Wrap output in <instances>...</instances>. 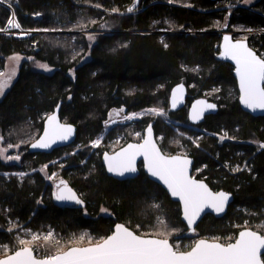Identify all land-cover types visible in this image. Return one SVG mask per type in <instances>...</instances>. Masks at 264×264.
I'll use <instances>...</instances> for the list:
<instances>
[{
  "label": "trees",
  "instance_id": "16d2710c",
  "mask_svg": "<svg viewBox=\"0 0 264 264\" xmlns=\"http://www.w3.org/2000/svg\"><path fill=\"white\" fill-rule=\"evenodd\" d=\"M222 2L137 0L133 5L134 0H0V29L12 12L21 28L41 30L21 39L0 32V69L5 57L14 52L55 67L46 74L33 69L25 59L0 98V143L18 145L20 156L18 162L0 159V245L8 246L6 252L0 249V256L16 248L14 231L20 227L36 232L52 230L55 240L47 246L42 241L45 253L97 242L116 222L137 234L167 237L172 243L180 239L183 245L186 236H177L186 231L179 204L142 172L126 180L107 175L100 161L105 146L89 150L113 109L127 114L167 109V117L179 122L180 131L202 134L198 146H191L194 164L206 163L207 182L214 189L230 191L233 199L223 216L206 213L200 219L194 230L197 237L225 242L245 220L264 233V145L256 147L248 141L264 144V115L252 116L240 108L233 68L216 59L217 30L224 20L231 30H257L234 37L246 38L264 58V0L230 9L220 6ZM127 7L133 11L127 12ZM114 8L120 13H113ZM86 30L102 31L90 40ZM179 81L186 85V102L179 110L170 111L169 90ZM199 96L216 102L218 109L199 124L190 125L187 104ZM58 103L60 119L76 126L74 141L49 153L29 152V142ZM149 122L167 145L174 135L179 137L174 124L161 116L138 117L114 125L108 132L124 140ZM224 133L230 139L218 142ZM56 159L65 166L55 162L53 168H60L79 193L82 207L57 203L51 186L38 171ZM227 162L245 167L232 173ZM101 208L106 209L105 214L100 213ZM81 234L91 240L80 241Z\"/></svg>",
  "mask_w": 264,
  "mask_h": 264
},
{
  "label": "snow or ice",
  "instance_id": "6c2138e0",
  "mask_svg": "<svg viewBox=\"0 0 264 264\" xmlns=\"http://www.w3.org/2000/svg\"><path fill=\"white\" fill-rule=\"evenodd\" d=\"M111 11L116 13L119 10L114 8ZM132 11V7L127 9L129 13ZM7 24L10 29L21 28V25L15 21L14 14ZM89 39L95 38L90 36ZM224 41V51L221 55L229 57L236 63L241 102L251 109H264V58L258 57L253 50L246 46L244 40L232 42L228 36H225ZM10 59L19 62L20 57L13 56ZM38 67L46 71L49 70L45 64H39ZM15 74L14 68L6 78H4V73H0V94H3ZM182 95V84L172 90L173 108L180 102ZM215 107L214 104L206 101H197L193 105L190 118L193 121H198L207 109ZM122 111L123 109L116 111V115L119 116ZM148 111L157 115H166L163 109L153 108ZM135 115L133 113L123 119L132 120ZM107 123H115V121L109 120ZM73 130L71 124L60 123L55 114L48 115L43 134L35 143L31 144V147L50 148L59 141H67ZM148 133H151V126L148 128ZM137 135L140 134L137 133ZM226 137L227 133H224L220 139L223 140ZM100 143V139H97L91 142V146L97 147ZM8 147L11 148L13 145L9 144ZM5 151L0 149V157L6 160L20 159L19 155L5 156ZM138 156H143L147 171L162 181L173 197H179L183 204L184 217L189 226L205 208L213 209L216 213L223 212L229 194L225 192L213 193L206 184L194 180L188 174L192 162L187 155L165 156L161 154L150 135L144 138L143 143H129L127 147L121 148L113 155L106 152L104 161L110 173L125 176L137 171L136 158ZM238 170L234 169V171ZM19 175L25 174L20 173ZM48 178L52 179L51 176ZM53 195L57 201L83 203L63 180L56 185ZM30 235V241L19 239L18 249L13 248L12 254L0 259V264H264L260 258L261 249H264V235L247 229L239 232L235 243H210L206 240H198L188 252L179 251L178 246H175L176 250H174V246L170 245L167 239L144 238L136 235L120 224L116 225L115 231L111 235L99 243L90 244L87 247L70 246L65 251L47 252L42 256L38 252V246L34 247V245L41 239L46 242L45 246L47 243H52L54 241L53 232L49 230L44 235L35 233H30ZM85 235L82 234L79 239L83 241ZM88 239L91 240V237ZM55 244L58 245L59 241H55ZM7 248V245H0V249L6 250Z\"/></svg>",
  "mask_w": 264,
  "mask_h": 264
},
{
  "label": "water",
  "instance_id": "95a60500",
  "mask_svg": "<svg viewBox=\"0 0 264 264\" xmlns=\"http://www.w3.org/2000/svg\"><path fill=\"white\" fill-rule=\"evenodd\" d=\"M136 1H137V0H134V4H133V5L136 4ZM217 33L220 34V39H219V43H218V53L216 54V59L219 60V61H223V62H227V63L231 64V66H232V68H233V69H232V75H233V77H234V79H235V82H236V88H237V92H238L237 101H238V104H239L240 108H241L243 111H245V112L251 114L252 116H263V115H264V109H260V108L251 109V108H248V107H247L245 104H243V103L241 102V100H240V95H241V93H240V82H239V77H238V75H237V73H236V63H235L234 60L230 59L229 57H225V56L221 55V53L224 51V48H223L224 43H225V41H224V37H225V36H228L232 42H235V41H238V40H244L245 43H246V46H247L248 48H250L251 50H253L254 53H255L258 57H261V56H260V55H259V54H258V53H257V52H256V51H255V50H254V49L248 44V40H247L246 38H234V36H233V32L227 30L225 27H223L222 30L217 31ZM261 58H263V57H261ZM181 84L183 85V95H182V99H181L180 102L177 104V106H176L175 108H173V107H172V90H173L174 88H176L178 85H181ZM186 96H187V88H186V85H185L182 81H179V82L175 83V84L170 88V90H169V95H168V107H169V110H170V111H176V110H179L180 108H182V107L185 105V102H186ZM201 100L206 101L207 103H210V104H214L216 107L213 108V109H207V110L204 112V114H203V116H202V118H201L200 120H198V121H193V120L190 118V117H191V111H192L193 105L196 104L197 101H201ZM58 106H59V103L54 107V109H53L50 113H48V114L44 117L43 122H42V128H41L40 133H39V134H38V135H37V136H36L31 142H29V144H28V146H27L29 152H45V153H49V152H51V151H52L53 149H55V148L62 147V146H66V145H68V144H70V143H72V142L74 141V139H75V137H76V126H75L73 123H71V122L62 121V120L60 119V117H59V107H58ZM217 109H218V105H217L216 102H214V101L208 99V98L205 97V96H199V97H196V98L192 99V100L189 102V104H188V108H187V117H188V121H189L191 124H197V123H200V122H202V121L204 120V117H205V116L210 115V114H214V113L217 111ZM52 114H55V115L57 116V119L59 120L60 123H67V124H71V125L73 126V129H74V130H73V133H72L71 137H70L67 141H59V142L53 144L50 148L43 149V148H33V147H31V144H32V143H35V141H36L37 139H39V137L43 134V132H44V127H45V122H46V117H47L48 115H52ZM125 116H127V115H125ZM137 119H138V117H137V116H134V118H133L132 120H125L124 122L135 121V120H137ZM149 126H151V133H150V134L148 133V128H149ZM149 135L151 136V139L153 140V142L156 144V147L160 150V148H159V146L157 145L156 140H155V138H154V131H153V128H152V124H151V123H148V124L144 127V136H143V139H142L141 141H139V142H137V141H128V142L125 143L124 145H122V146H120L119 148L115 149L113 152H110V153L107 152V153H108L109 155H113L114 153L120 151L121 148L127 147V145H128L129 143H133V144L143 143L144 138L147 137V136H149ZM160 152H161V154H163L161 150H160ZM105 153H106V152H103V153L101 154V162H102V164H103V166H104V168H105V172H106L107 175H109V176H111V177H113V178H115V179L122 180V179H125V178H131V177H134V176L138 173V169H137V171H136L135 173H129V174H126L125 176H118V175H116V174H114V173H110V172L107 170V166H106L105 161H104V154H105ZM163 155H164V154H163ZM165 156H175V155H165ZM188 158H189V159L191 160V162H192V158H191V157H188ZM138 160H142V162H143V170H144V172L147 174L148 178H150L152 181H154V182H156L157 184H159V185H160V186L166 191V193L168 194L169 198H170L172 201H175V202H177V203L179 204V208H180V219H181V221L185 224V226H186L188 232H193V230L195 229L197 223L200 221V219H201L206 213H210V214H212V215L215 216V217H221V216H223V215L225 214L226 210H227V207H228L229 203L232 201V194H231L230 192H226V191L221 190V189H220V190H217V191H214V190H212V189H211V188H210V187H209V186H208L203 180H200V179H194V178L192 177L194 180L201 181V182H203L204 184H206V185L208 186L209 190H210L211 192H213V193H215V192H225V193H228V194H229V199H228V201L225 203V206H224V210H223V212L216 213L213 209L205 208V210H204V211H203L198 217H196V219L194 220L193 224H192L191 226H189L188 221H187V220L185 219V217H184L183 204H182V202L180 201L179 197H173V196L171 195L170 190L167 188V186H166L162 181H160L158 178L153 177V176L147 171V169H146V167H145V162H144V158H143V156H138V157L136 158V168H137V162H138ZM191 165H192V163H191L190 166H189V170H188V174H189V175H190ZM66 184H67V183H66ZM67 185H68L69 188H71V189L75 192V190H74L69 184H67ZM75 193H76V192H75ZM76 195H77V193H76ZM77 196H78V195H77ZM54 198H55V197H54ZM78 198H79V197H78ZM79 199H80V198H79ZM55 200H56V199H55ZM56 201H57V200H56ZM57 203H59V204H63V205H72V204H76L74 201H57ZM77 205H79V206H83V203H82V204H77ZM117 224H120V225L125 226L126 228H128L129 231H132L134 234L139 235V236H142V237H144V238L167 239V238H162V237L153 236V235H141V234H137L135 231H133L131 228H129L128 226H126V225H125L124 223H122V222H116V223H114L111 232H110L109 234H107L104 238H106L107 236L111 235V234L115 231V227H116ZM245 229H247V230H251V231H256V230H253V229L250 228V227H244V228L240 229L239 232L242 231V230H245ZM239 232L237 233L235 239L238 238V236H239ZM256 232H258V231H256ZM258 234L262 235L260 232H258ZM104 238H103V239H104ZM103 239H101V240H103ZM235 239H234L233 241L228 242V243H235ZM101 240H100V241H101ZM167 240H168L169 244L172 245L171 242H170V240H169V239H167ZM198 240H206V241H208V242H210V243H212V242L222 243V242H220L219 240H212V239H208V238H198V239L195 240V242L192 244V246H191L189 249H187V250H180V251H181V252H188V251H191V248L195 246V244H196V242H197ZM100 241H97V242H94V243H90V244H96V243H99ZM90 244H85V245H71V246L87 247V246H89ZM223 244H227V243H223ZM69 247H70V246H69ZM67 248H68V247H67ZM67 248L64 249V250H62V251L67 250ZM17 249H18V248H17ZM263 252H264V249H261V254H262ZM9 254H12V252H10V253H8V254H5V255H3V256H0V259L4 258L6 255H9ZM34 254H36V253L34 252ZM260 258H261V257H260Z\"/></svg>",
  "mask_w": 264,
  "mask_h": 264
},
{
  "label": "rangeland",
  "instance_id": "374dc122",
  "mask_svg": "<svg viewBox=\"0 0 264 264\" xmlns=\"http://www.w3.org/2000/svg\"><path fill=\"white\" fill-rule=\"evenodd\" d=\"M256 0H247V2H246V0H223V2L222 3H220L219 5L220 6H222V7H224V8H232L233 6H235V5H250V4H252L253 2H255ZM136 3H137V1H136ZM129 7H127L126 8V10L128 9ZM118 13H120V12H118ZM223 27H225L227 30H229V31H231V32H233V35H243V33H250V32H255V31H257V30H246V29H229L228 28V26L226 25V21L224 20L223 21V23H222V25L220 26V28L217 30V31H219V30H222L223 29ZM102 30H93V31H89V30H86V31H84V33L85 34H87V37H88V39H89V37L90 36H93L94 35V33H97V32H101ZM262 31V30H261ZM237 38H244V37H241V36H237ZM90 40H92V39H90ZM13 56H19L20 57V60H19V62H16V61H14V60H12V59H10V57H13ZM88 57V55H86V57L85 58H87ZM25 59H27V60H29L30 61V64H31V67L33 68V69H35V70H37V71H40V72H43V73H46V74H50V73H52L53 71H54V69H55V67L54 66H52V65H50V64H48L47 62H45V61H42V60H39V59H34V58H32V56H30V55H24V54H22V53H18V52H14V53H11V54H9V55H7L6 57H5V60H4V66H3V68L2 69H0V73H4V78H6L10 73H11V70L14 68L15 69V76L12 78V80L10 81V83L8 84V86L5 88V90H4V92H3V94H0V98H2V96L5 94V92L7 91V89L10 87V85H11V83L14 81V79L16 78V76H17V73H18V70H19V67H20V65H21V63L25 60ZM39 64H45V65H47L48 66V69L49 70H44V69H42V68H40V67H38V65ZM72 72V70H70V73ZM149 109H153V108H147V109H144V110H140V111H136V112H131V113H128V115H130V114H136L135 116H137V117H144V116H153V117H159V116H161L167 123L168 122H170V123H172V124H174V128H175V130H176V133L177 134H179V136H180V134H182V135H186V133L185 132H182V131H180V129L178 128V126H177V124L178 123H176V122H174L173 120H171L170 118H168L167 117V109L166 110H164L163 109V111L166 113V115H157L156 113H153V112H150V111H148ZM157 109H161V108H157ZM108 129H109V127H107V126H105L104 127V129L101 131V133H99L96 137H95V139L94 140H97V139H100V141H101V143L98 145V146H105L104 148H102V150H106L105 148H107V150L108 149H112L114 146H116L117 144H119V139L117 138V137H119L120 135H117L116 137H114V139H113V141H108V140H106V141H102L104 138H106L107 136V133H108ZM196 130L197 131H202V129L201 128H196ZM158 138H159V140H162L163 139V136L162 135H159L158 136ZM107 139V138H106ZM93 140V141H94ZM179 137L177 136V138H176V136L174 135L172 138H171V141H170V144H174V146L179 142ZM251 144H253V145H255L256 147H259V146H263L264 144L262 143V142H259L258 140H256V139H250V140H248ZM17 145H13V147H11V148H9L8 147V145H2L1 143H0V149H4V150H6L5 151V153H4V155L5 156H17V155H19L18 154V152H17V150H18V147H16ZM96 147H92L91 146V143H90V145H89V150L90 151H92L93 149H95ZM65 156V155H64ZM0 159L4 162V163H11V162H18L19 160H6V159H4L3 157H0ZM62 159V158H61ZM61 159H56V160H53V161H51L49 164L50 165H48V164H46V165H43V166H41V167H39V169H38V171L40 172V174L43 176V178H44V180L50 185V186H53V187H56V183H59V181L60 180H62V178H63V176L61 175V173H60V168H58V169H54L53 167H54V165H53V163H55V162H57V164H59L60 166H65L63 163H62V160ZM49 166H50V168H49ZM53 174H55V175H53ZM49 176H51L52 177V179H49L48 177ZM100 213H102V214H105L106 213V209L105 208H101L100 209ZM248 221L247 220H245V221H243V225H242V227H251L250 225H248ZM25 230H27V231H25ZM49 230H51V229H48V230H45L44 232H36V231H33V230H30V229H28V228H23V227H20V228H17V229H15V233H14V236L17 238L16 240H15V243H16V248H18L19 247V244H18V240L19 239H23V240H25V241H30L31 240V235H30V233H35V234H41V235H44V234H47V232L49 231ZM257 230V229H256ZM52 231V230H51ZM259 231V230H258ZM261 232V231H260ZM262 233V232H261ZM82 235V234H81ZM80 235V236H81ZM79 236V237H80ZM153 236H157V235H153ZM178 237L180 236V237H184V236H186V240L184 241V243H183V245L181 244L180 245V242H181V240L180 239H177V242H175V243H172L171 241V244L174 246V250H176V247L175 246H178V250L180 251V250H186V248L185 249H183V247H186L187 245H188V243H190V242H192V241H195L196 239H198L199 237H197V234H196V232L194 231V232H191V233H189L188 231H185L184 233H180V234H178L177 235ZM158 237H160V236H158ZM88 239V237L85 235V239ZM162 238H167V237H162ZM208 238H213V237H210V236H208ZM215 238V237H214ZM167 239H169V238H167ZM216 239V238H215ZM54 240H55V237H54ZM80 240V239H79ZM89 240V239H88ZM170 240V239H169ZM42 239L41 240H39V241H37L36 242V245H34V247H36V246H38V252L40 253V254H45V249H44V247L42 246ZM81 241V240H80ZM100 241V240H99ZM92 243H94V242H92ZM86 244H90V243H86ZM73 245H77V244H73ZM82 245H85V244H82ZM188 249V248H187ZM7 251V249L5 250V252ZM62 251V250H61ZM36 253V252H35ZM1 255V254H0Z\"/></svg>",
  "mask_w": 264,
  "mask_h": 264
},
{
  "label": "flooded vegetation",
  "instance_id": "af4514ba",
  "mask_svg": "<svg viewBox=\"0 0 264 264\" xmlns=\"http://www.w3.org/2000/svg\"><path fill=\"white\" fill-rule=\"evenodd\" d=\"M234 36V35H233ZM234 38H236V37H234ZM189 104V103H188ZM188 104H187V108H188ZM187 108H186V118H187V121H188V117H187ZM168 110H169V107H168ZM116 111H118V109H113V110H111L110 112H108V116H107V119L105 120V126H107V127H113L114 125H117V124H125V123H128V122H131V121H128V122H124L125 120L123 119V117H125V115H128L124 110L122 111V112H120V114H119V116H117L116 115ZM109 120H112V121H115V123H107L106 124V122L107 121H109ZM174 122H176V123H179L178 121H176V120H174ZM149 123H151V122H149ZM188 123L190 124V125H197V124H199V123H197V124H191L189 121H188ZM148 124V123H147ZM146 124V125H147ZM152 124V123H151ZM145 125V126H146ZM144 126V127H145ZM144 127L142 128V131H137V132H134V135L133 136H131V138H128V139H124V140H122L121 139V135L119 136V137H117L118 139H119V144H117L116 146H114L112 149H108V150H103L102 151V153L103 152H113L115 149H117V148H119L120 146H122V145H124L125 143H127L128 141H137V142H139V141H141L142 139H143V136H144ZM152 128H153V126H152ZM153 131H154V129H153ZM137 133H139L140 135H137ZM159 135H161V134H155L154 133V138H155V140H156V143H157V145L159 146V148H160V150L162 151V153L164 154V155H187V157H191L192 158V165H191V170H190V176L191 177H193L194 179H200V180H203L212 190H214V191H217V190H224V191H226V192H230V191H228V190H225V189H222V188H218V189H214L212 186H210V184L207 182V179L210 177L209 176V174H207V173H205L204 172V170L206 169V163H200V164H194V155H193V150H191V146H192V144H194L195 146H198V144H199V141H200V138H201V136H202V134L201 133H197V134H192V135H190V134H186L185 136L184 135H182V134H180V136H179V142L174 146V144H166V143H164V140H159V138H158V136ZM107 137V140L108 141H113V139H114V137H115V133H110V132H108L107 133V135H106ZM163 136V135H162ZM220 137L221 136H218V142L219 141H223V140H229L230 138L229 137H226L225 139H223V140H221L220 139ZM115 140V139H114ZM202 150V149H201ZM101 153V154H102ZM100 161H101V155H100ZM102 163V162H101ZM102 166H103V164H102ZM226 166H227V169H229V170H231V172L232 173H235V172H237V171H234V169H242L243 167H245V166H239V164L238 163H233V162H227L226 163ZM103 168H104V166H103ZM137 169H138V173L136 174V175H138L140 172H142L147 178H148V176H147V174L144 172V170H143V162H142V160H138V162H137ZM104 170H105V168H104ZM238 170V171H239ZM106 173V172H105ZM62 175V174H61ZM135 175V176H136ZM63 176V175H62ZM134 176V177H135ZM131 178H133V177H131ZM131 178H125V179H122V180H126V179H131ZM149 180H151L150 178H148ZM62 180L64 181V182H66L67 184H69L68 183V181H67V179H66V177H64L63 176V178H62ZM61 181V180H60ZM59 181V182H60ZM152 181V180H151ZM152 182H154V181H152ZM154 183H156V182H154ZM56 184H58V183H56ZM157 184V183H156ZM70 185V184H69ZM157 185H159V184H157ZM71 186V185H70ZM160 186V185H159ZM72 187V186H71ZM161 187V186H160ZM73 188V187H72ZM162 188V187H161ZM51 189H52V193H54L55 191H56V187H53V186H51ZM74 189V188H73ZM75 190V189H74ZM75 192L77 193V195H78V197L80 198V200H82V198H81V196L79 195V193L75 190ZM231 193V192H230ZM232 194V193H231ZM168 195V194H167ZM232 199H233V195H232ZM83 201V200H82ZM63 205V204H62ZM83 205H84V202H83ZM66 206H79V205H77V204H72V205H66ZM80 207H82V206H80ZM242 228H244V227H241V228H239V229H237L236 230V232H234V236H233V238L232 239H230V240H227V241H225V242H223V241H220L219 239H215V238H212V240H219L220 242H222V243H228V242H230V241H233L234 239H235V237H236V235H237V233L239 232V230L240 229H242ZM250 228H252V227H250ZM253 230H256V229H254V228H252ZM195 230V229H194ZM194 230H193V232H194ZM186 231H187V228H186ZM256 231H258V230H256ZM258 232H260V231H258ZM189 233H191V232H189ZM261 233V232H260ZM262 235H264V233H261ZM199 238H208L207 236H204V237H199ZM208 239H211V238H208ZM195 242V241H194ZM193 242V243H194ZM192 246V245H191ZM190 246V247H191ZM189 247V248H190ZM188 248V249H189ZM187 250V249H186ZM261 260L262 261H264V252L261 254Z\"/></svg>",
  "mask_w": 264,
  "mask_h": 264
},
{
  "label": "built area",
  "instance_id": "2783aa9c",
  "mask_svg": "<svg viewBox=\"0 0 264 264\" xmlns=\"http://www.w3.org/2000/svg\"><path fill=\"white\" fill-rule=\"evenodd\" d=\"M3 4L5 5V6H7L8 8H10L11 9V7L8 5V4H6V3H4L3 2ZM10 18H13V13L11 12V15H10V17H9V19ZM14 18H15V16H14ZM8 19V20H9ZM15 21H16V18H15ZM17 22V21H16ZM41 30H35V29H23V28H20V29H14V28H12V29H10L9 27H8V24L6 23V25L2 28V29H0V32H3V33H7V34H9V35H11V36H13V37H15V38H19V39H21V38H27V37H29L30 35H32V34H34V33H36V32H40Z\"/></svg>",
  "mask_w": 264,
  "mask_h": 264
}]
</instances>
